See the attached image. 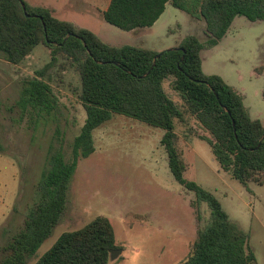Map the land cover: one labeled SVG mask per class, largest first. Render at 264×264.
Wrapping results in <instances>:
<instances>
[{"label": "trees", "instance_id": "obj_1", "mask_svg": "<svg viewBox=\"0 0 264 264\" xmlns=\"http://www.w3.org/2000/svg\"><path fill=\"white\" fill-rule=\"evenodd\" d=\"M168 3L205 21V42L190 33L161 51L111 44L90 28L57 17L44 5L0 0V51L5 58L19 64L39 44L50 50L49 63L23 82L16 101L20 117H28L36 128L57 111L59 98L46 74L60 59L80 75L79 97L86 112L69 153L63 132L56 128L57 143L49 145L24 225L3 246L0 264H27L51 236L66 209L79 160L95 151L94 131L114 113L161 128L160 143L173 177L195 193L191 201L195 209L199 199L210 206V223L197 229L189 254L177 264H257L247 231L212 191L184 176L188 163L179 148L176 119L195 118L206 132L198 137L211 146L222 171L246 187L251 182L264 184V123L251 115L243 93L221 75L204 71L201 55L205 47L217 45L227 35L237 16L264 20V0H110L102 15L124 30L151 27ZM166 81L180 102L168 93ZM1 231L6 234L7 228ZM114 248L119 245L113 224L99 215L78 229L62 232L34 264H109Z\"/></svg>", "mask_w": 264, "mask_h": 264}, {"label": "rangeland", "instance_id": "obj_2", "mask_svg": "<svg viewBox=\"0 0 264 264\" xmlns=\"http://www.w3.org/2000/svg\"><path fill=\"white\" fill-rule=\"evenodd\" d=\"M27 1L51 8L57 17L88 27L111 44L148 45L150 38L153 47H159L190 33L204 42L207 39L205 21L170 3L153 29L133 31L104 19L102 11L110 0ZM201 52L204 71L219 74L241 89L251 104L252 116L264 123V20L237 16L227 38ZM50 58L44 44L37 45L19 64L8 61L0 51V261L5 256L3 246L24 225L49 145L57 143L56 128L63 132L64 149L69 153V144L86 118L79 97L80 75L63 59L46 74L59 98L57 111L36 128L28 117H20L16 101L24 80L44 68ZM165 87L180 102L168 81ZM176 131L188 163L184 176L219 198L230 217L247 231L256 258L264 264V184L251 182L246 187L222 171L211 146L198 137L206 132L194 117L176 119ZM163 133L161 128L118 113L98 127L95 151L79 160L59 223L27 264H34L62 232L78 229L99 215L111 220L116 243L123 250L109 264H177L185 259L197 229L210 223L211 209L207 201L199 199L196 211L191 204L195 193L173 177L160 143ZM2 228H7L6 234Z\"/></svg>", "mask_w": 264, "mask_h": 264}, {"label": "crops", "instance_id": "obj_3", "mask_svg": "<svg viewBox=\"0 0 264 264\" xmlns=\"http://www.w3.org/2000/svg\"><path fill=\"white\" fill-rule=\"evenodd\" d=\"M169 4V3H168ZM167 4V5H168ZM108 7V6H107ZM166 9H167V6H166ZM166 9H165V11H166ZM105 10V9H104ZM103 10V11H104ZM102 11V12H103ZM164 11V12H165ZM163 12V13H164ZM163 15V14H162ZM161 15V16H162ZM160 16V17H161ZM160 19V18H159ZM159 19L154 23V25H152L150 28L151 29H153L154 27H155V25H156V23L159 21ZM236 19V18H235ZM235 19H234V21H235ZM202 20V19H201ZM204 21V20H203ZM234 21H233V23H232V25H231V28L229 29V31H228V33H227V35L226 36H224L221 40H220V42L217 44V45H219L220 43H221V41L224 39V38H227V36L229 35V33H230V31H231V29H232V27H233V25H234ZM145 28H147V27H145ZM141 30V29H143V28H138V29H133V31H136V30ZM196 34V33H195ZM147 41H149L150 43L148 44V45H143V44H134V45H141V46H144V47H148V48H151V49H155V50H158V51H161V50H164V49H167V48H170V47H173V46H175V45H177L180 41H181V39H179V40H176V41H174V42H178L177 44H175L174 45V42H172L171 44H169V45H165V43L163 44V45H159V47H153L154 45H152L153 43L151 42L152 40H150V38L149 39H147ZM217 45H215V46H217ZM165 46H169V47H165ZM201 55H202V52H201ZM202 60H203V56H202ZM204 69V68H203ZM223 77V76H222ZM224 78V77H223ZM225 79V78H224ZM226 80V79H225ZM232 85V84H231ZM234 86V85H233ZM234 87H236V86H234ZM241 93H243L244 94V96H245V104H246V106L249 108V111H250V113H251V115H252V112H251V104L248 102V100H247V96H246V94L241 90V89H239L238 87H236ZM255 118H258V117H255ZM261 119V118H260ZM259 258H258V256H257V264H261L260 262H259V260H258Z\"/></svg>", "mask_w": 264, "mask_h": 264}, {"label": "water", "instance_id": "obj_4", "mask_svg": "<svg viewBox=\"0 0 264 264\" xmlns=\"http://www.w3.org/2000/svg\"><path fill=\"white\" fill-rule=\"evenodd\" d=\"M25 8V7H24ZM157 58V57H156ZM123 250L121 248H114L111 250L110 259H115L119 254H121Z\"/></svg>", "mask_w": 264, "mask_h": 264}]
</instances>
